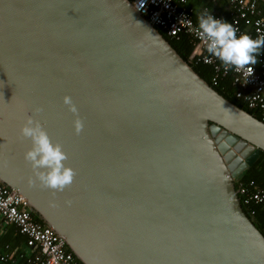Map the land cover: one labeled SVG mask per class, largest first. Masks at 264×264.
I'll return each mask as SVG.
<instances>
[{
    "label": "water",
    "instance_id": "95a60500",
    "mask_svg": "<svg viewBox=\"0 0 264 264\" xmlns=\"http://www.w3.org/2000/svg\"><path fill=\"white\" fill-rule=\"evenodd\" d=\"M28 116L67 154L62 191L24 159ZM263 152L264 122L130 0H0V182L82 264H264L236 187Z\"/></svg>",
    "mask_w": 264,
    "mask_h": 264
},
{
    "label": "built area",
    "instance_id": "2783aa9c",
    "mask_svg": "<svg viewBox=\"0 0 264 264\" xmlns=\"http://www.w3.org/2000/svg\"><path fill=\"white\" fill-rule=\"evenodd\" d=\"M135 8L147 18L156 28L162 29L171 37L188 35L194 44L192 59L196 64H206L214 68V84L220 78H232L237 87L236 97L242 100L250 109L259 110L261 121L264 122V46L257 54L255 65H246L239 69L225 66L205 48V43L198 36V22L195 21L196 11L189 5V0H145L140 7L141 0H130ZM201 14L211 13L215 18L227 20L237 30V36L247 33L256 38L264 35V2L260 0H227L228 12L221 14L213 8L218 0H200ZM261 2V3H260ZM253 69L252 73L248 68ZM239 197L243 204L251 209L252 205L264 207V188L254 182L239 183L237 186ZM253 216L255 212L252 210ZM0 218L15 225L21 234L26 236V245L31 250L30 255L21 254L25 264H82L69 251L66 242L59 237L52 228L38 222L28 206L27 200L16 190L0 182ZM8 252L9 246L6 247ZM10 255L0 254V261L7 262Z\"/></svg>",
    "mask_w": 264,
    "mask_h": 264
},
{
    "label": "clouds",
    "instance_id": "9594fccd",
    "mask_svg": "<svg viewBox=\"0 0 264 264\" xmlns=\"http://www.w3.org/2000/svg\"><path fill=\"white\" fill-rule=\"evenodd\" d=\"M145 0H141L143 7ZM198 38L205 43L206 51L216 57L227 69L241 68L257 63V54L264 46V35L253 38L247 33L239 36L231 23L215 18L211 13L197 17ZM253 69L248 68L252 73ZM63 102L73 114L78 112L77 106L70 96H64ZM34 111L39 112L37 108ZM75 132L83 129V122L77 118L73 121ZM20 137L30 140L31 147L25 151L24 159L33 169L39 183L55 191H62L74 179V170L64 161L67 154L59 143H53L41 122L34 116H28L20 127Z\"/></svg>",
    "mask_w": 264,
    "mask_h": 264
},
{
    "label": "trees",
    "instance_id": "16d2710c",
    "mask_svg": "<svg viewBox=\"0 0 264 264\" xmlns=\"http://www.w3.org/2000/svg\"><path fill=\"white\" fill-rule=\"evenodd\" d=\"M261 3V2H260ZM226 22L229 23V16L226 15ZM197 19L195 18V21ZM162 35L170 42L173 48L180 54V56L195 69V71L206 80L211 86L215 88L222 96L237 105L238 107L248 111L251 115L261 120V113L259 110L250 109L248 106L240 99L236 97L237 87L234 86L232 78H220L217 84H214L213 78L215 77L214 68L206 64H196L192 59V53L194 50V44L192 39L185 34H181L178 38L171 37L168 33L162 29H159ZM254 182L258 187L264 188V152L261 154L259 160L248 170H246L236 181V187L239 183L249 184ZM241 203L246 214L252 219L256 227L264 234V207L260 205H252L251 209L243 204V199ZM254 211L255 214L252 216L250 211ZM35 215V214H34ZM35 218L38 222L44 224L36 215ZM70 251V250H69ZM24 263V260L21 259Z\"/></svg>",
    "mask_w": 264,
    "mask_h": 264
},
{
    "label": "crops",
    "instance_id": "0c3cea01",
    "mask_svg": "<svg viewBox=\"0 0 264 264\" xmlns=\"http://www.w3.org/2000/svg\"><path fill=\"white\" fill-rule=\"evenodd\" d=\"M189 5L194 7L196 11L195 18L201 15L202 2L200 0H189ZM213 8L224 14L228 12L229 3L227 0H218ZM27 238L20 233L18 228L13 224H8L0 218V254H9L10 259L7 262H1L0 264H23L20 255H30L31 250L26 245ZM9 246L7 252L6 247Z\"/></svg>",
    "mask_w": 264,
    "mask_h": 264
}]
</instances>
